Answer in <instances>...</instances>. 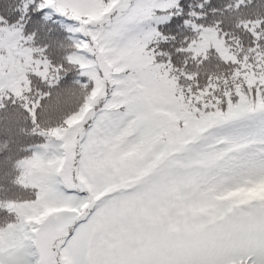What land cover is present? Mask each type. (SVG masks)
<instances>
[{
	"label": "snow or ice",
	"instance_id": "1",
	"mask_svg": "<svg viewBox=\"0 0 264 264\" xmlns=\"http://www.w3.org/2000/svg\"><path fill=\"white\" fill-rule=\"evenodd\" d=\"M0 264H264V0H0Z\"/></svg>",
	"mask_w": 264,
	"mask_h": 264
}]
</instances>
